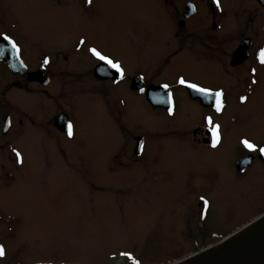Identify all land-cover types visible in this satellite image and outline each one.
Instances as JSON below:
<instances>
[{
    "label": "rangeland",
    "instance_id": "rangeland-1",
    "mask_svg": "<svg viewBox=\"0 0 264 264\" xmlns=\"http://www.w3.org/2000/svg\"><path fill=\"white\" fill-rule=\"evenodd\" d=\"M221 1L225 25L213 33L206 15L173 26L165 0H0V35L22 46L30 69L49 57L52 77L14 88L0 65V264H133L122 253L174 264L264 216V164L240 147L264 146V11ZM243 37L250 58L232 67ZM92 48L127 78L95 79ZM142 75L174 90L173 112L130 90ZM182 77L221 93V110L191 99ZM62 113L71 137L55 130ZM208 118L222 131L218 149L206 142ZM246 153L255 159L240 173Z\"/></svg>",
    "mask_w": 264,
    "mask_h": 264
},
{
    "label": "water",
    "instance_id": "water-1",
    "mask_svg": "<svg viewBox=\"0 0 264 264\" xmlns=\"http://www.w3.org/2000/svg\"><path fill=\"white\" fill-rule=\"evenodd\" d=\"M5 41L8 43V40L5 39V37H0V47L5 46ZM247 49L248 42H245L242 46H240L239 50L235 53L234 60L232 62L234 66H237L245 61L247 58ZM0 60L6 61L14 73L25 75V69L23 68L24 66L19 56L10 58L8 54L4 53L0 54ZM105 68L106 67L104 65H100L96 69L97 78L101 80L117 78L115 73H113L110 69H106L105 71ZM101 70L106 73L108 72L109 75H105V72L100 73ZM43 76V72L40 71L34 74H29L28 77L31 81H39L43 84H47L48 80L43 78ZM143 88V79H135L132 84V89L138 91ZM189 90L192 99L200 100L205 106L213 107L215 105L216 97L214 95L209 96L196 90ZM160 96L163 98L158 99ZM146 97L154 107H162L166 109L170 108L171 93L166 87L150 86L146 90ZM59 122H64V126H60ZM65 122L66 119L63 116L58 121V125L62 130H65ZM137 142L138 145L135 154L139 155L143 146V138L138 137ZM251 162L252 161L248 159L240 161L237 168L240 171H244L251 164ZM174 264H264V216H261L245 226L242 230L223 239L218 244Z\"/></svg>",
    "mask_w": 264,
    "mask_h": 264
},
{
    "label": "flooded vegetation",
    "instance_id": "flooded-vegetation-1",
    "mask_svg": "<svg viewBox=\"0 0 264 264\" xmlns=\"http://www.w3.org/2000/svg\"><path fill=\"white\" fill-rule=\"evenodd\" d=\"M54 2H57V1H61V0H53ZM74 1H85V0H74ZM87 1V4H88V0H86ZM91 1H93V0H91ZM176 1V4L174 3V0H165V7H166V9L170 12V14H172L173 16H174V24H173V26L175 25V27L177 26V27H179L181 30H183V31H186L187 29H188V27L189 26H192V24H196V23H198V21L200 20V17H203L204 18V16L206 15V21H204V23H206L205 25H207L208 24V26L209 25H211L210 26V29L212 30V32L213 33H217V32H219V31H221L222 29H223V27H224V25H225V22H224V20L222 19V13L224 14V13H227L228 12V10H226L225 8H224V4H222V1L221 0H219V7L217 6V4H216V2H215V0H207V8L206 7H201V3H199L197 0H175ZM256 1V3L258 4V6L259 7H261L262 8V10L264 11V0H255ZM224 3V2H223ZM177 36V38H178V36L179 35H176ZM12 39V38H11ZM14 42H15V44H16V47H18L19 48V54H20V58H21V60L24 62V64H25V66H26V69H27V72H26V75L24 76V77H22V76H20V75H18V74H14L12 71H11V69L9 68V66L5 63V62H3V61H0V65H3L4 67H5V69L7 70V72L9 73V74H11L12 76H13V78H16L17 80L16 81H14L13 83H12V85L10 86V87H14V88H17V87H20V86H23V84H21L22 83V79H26V81L28 82V81H30V80H28L29 78H28V74H32V73H36V72H38V71H40V70H42L43 69V71H44V74L49 78V80H48V84H47V86H49L50 84H51V81H52V77H51V75H47V71H48V65L50 64V58L48 57V58H46L45 60H44V62H42V64L41 63H39L38 65H36L35 67L36 68H34V69H30V67H29V65H28V63H27V61H26V59H25V57H24V50H23V48H22V46L19 44V43H17L14 39H12ZM245 42H248V54H249V58H250V49H251V46H252V41H251V39L250 38H244L243 37V40H242V42L238 45V47H237V49L235 50V51H233V54H232V57H231V65H232V62H233V57H234V55H235V53L237 52V50L240 48V46H242ZM5 49V51H6V53L8 54L9 53V55H12L13 54V52H12V50H11V47L8 45L7 47H5L4 48ZM97 50V49H96ZM2 50H0V52H1ZM98 51V50H97ZM91 52V51H90ZM91 54H92V52H91ZM93 55V54H92ZM249 58H248V60H249ZM97 61L96 62H98L97 63V65L96 66H98L99 64H100V62H102L101 60H98V59H96ZM248 60H246V61H248ZM45 61H47V63H45ZM246 61H244L242 64H240V65H238V66H233L232 65V67H239V66H241V65H243ZM117 62H119V61H117ZM168 62H169V60H168ZM120 63V62H119ZM121 64V63H120ZM95 66V69L93 70V76L95 77V79H97L98 81H101V82H105V80H100V79H98L97 77H96V75H95V71H96V67ZM120 67L122 68V66L120 65ZM122 70H123V68H122ZM123 72H124V76L120 79V80H118V81H113L115 84L117 83V84H120L122 81H124V79L127 77L126 76V74H125V71L123 70ZM51 77V78H50ZM137 77V76H136ZM142 77H143V75H142ZM135 78V77H134ZM134 78H132L131 79V83H130V90H132L131 89V84H132V81H133V79ZM144 80H145V86H144V88L142 89V90H140V91H133L132 90V92L134 93V92H137L136 94H145V90H146V88L148 87V86H150V85H155V84H148L147 83V81H146V77H144ZM185 81H187V82H190V83H192V84H195V85H197V86H200V85H198V83H196V82H194V81H191V80H188V79H184ZM40 83V82H39ZM38 84V83H37ZM41 84V83H40ZM39 84V85H40ZM159 85H164V84H159ZM40 86H42V87H45V86H43L42 84L40 85ZM155 86H158V85H155ZM165 86V85H164ZM41 87V88H42ZM171 91H172V94H173V102H174V107L176 108V101H175V92H174V90L170 87V86H167ZM182 88H184L185 89V85H183V87ZM203 88V87H202ZM185 91H187V88L185 89ZM188 92V91H187ZM188 95H189V93H188ZM161 97V96H160ZM163 98V97H162ZM161 98V99H162ZM158 99H160V98H158ZM195 101H197L198 102V104L201 106L202 105V103H201V101H199V100H195ZM160 102H161V100H160ZM159 102V103H160ZM149 103V102H148ZM150 104V103H149ZM151 105V104H150ZM152 106V105H151ZM203 106V105H202ZM153 107V106H152ZM159 109H162V108H159ZM62 114H64L65 115V113H62ZM62 114H60V115H62ZM60 115L57 117V119L54 121V127H55V130H57V132H59V134H61V135H63V136H67L66 134L67 133H65V132H61L60 131V126H64V123H61V122H59V125L60 126H58V119H59V117H60ZM68 118V117H67ZM68 121H69V123H71L72 124V131H74V125H73V123L69 120V118H68ZM7 122H8V127H7V129L5 130V128H6V124H7ZM12 126H13V120H12V117H11V115H7L6 117H5V121H4V123H3V125H2V129H4V132L5 133H8V131H10L11 130V128H12ZM51 126V125H50ZM221 131V130H220ZM36 132V131H35ZM220 133H222V132H220ZM244 139H246V138H243L242 140H244ZM42 140V139H41ZM241 140V141H242ZM251 143H253V144H255L254 142H252L251 141ZM240 147L242 148V149H245V151L247 152H251V153H254L255 151H250V150H248V149H246L244 146H243V144L242 143H240ZM264 147V146H263ZM144 148H145V145H144ZM259 149V147H257V150ZM256 150V152H258L259 153V155H260V152L259 151H257ZM144 152V151H143ZM251 153H246V155L244 156V157H242L240 160H242V159H245V158H247V157H249V156H252V158H253V161H254V156L253 155H251ZM258 159L259 160H261L260 159V156L258 157ZM262 162V161H261ZM263 163V162H262ZM237 164V163H236ZM253 165V164H252ZM247 171V170H246ZM245 171V172H246ZM245 172H243V173H245Z\"/></svg>",
    "mask_w": 264,
    "mask_h": 264
},
{
    "label": "snow or ice",
    "instance_id": "snow-or-ice-1",
    "mask_svg": "<svg viewBox=\"0 0 264 264\" xmlns=\"http://www.w3.org/2000/svg\"><path fill=\"white\" fill-rule=\"evenodd\" d=\"M215 2L217 4V6L219 7V0H215ZM88 3H91V0H88ZM5 39H7L9 41V43L12 44L13 49H16L18 51L14 41H11L10 38H8V37H5ZM90 51L92 52V54L94 56L97 57V59L103 61L105 64H107L111 68L115 69L118 73L121 74V76H123V70L120 67L119 63L114 62L113 60H111L107 56L102 55L95 48L90 49ZM258 59L260 60V62L262 64H264V49H261ZM45 63H47V61H45ZM179 83L186 84L187 82L183 78H181ZM187 86L192 88V89H194V90H196V91H198V92H200V93H202V94H205V95H209V96L214 95L217 98L221 96V93H212L208 89L201 88V87H199V86H197L195 84H187ZM165 87H167V85H165ZM216 104H217L216 110L220 111L221 107H222V104L219 101V99H217ZM208 124H209V127H210V131L213 134V145L212 146L215 147L220 142L219 125H213L212 121H211V118H208ZM67 134H68L69 137H71L73 135L72 124L71 123H68V125H67ZM241 143L243 144V146L246 149H248L250 151H256L257 150V146L255 144L251 143L247 139L242 140ZM258 151L260 152V154L264 155V147H260L258 149ZM16 155H17V157H19L20 153L17 152ZM205 203H207V202H205ZM4 255H5V250H4L3 246H0V257H3ZM122 255H126L128 257V259L132 260L133 264H139L138 261H135L133 259L131 254L122 253Z\"/></svg>",
    "mask_w": 264,
    "mask_h": 264
},
{
    "label": "bare ground",
    "instance_id": "bare-ground-1",
    "mask_svg": "<svg viewBox=\"0 0 264 264\" xmlns=\"http://www.w3.org/2000/svg\"><path fill=\"white\" fill-rule=\"evenodd\" d=\"M126 74V73H125ZM220 132H222V131H220ZM74 133V132H73ZM74 137V136H73ZM222 143H223V138H222V134H221V141H220V144L218 145V147L216 148V149H218L221 145H222ZM144 153V152H143Z\"/></svg>",
    "mask_w": 264,
    "mask_h": 264
}]
</instances>
